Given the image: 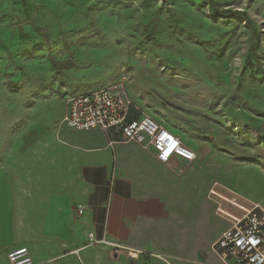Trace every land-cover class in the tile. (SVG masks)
<instances>
[{
    "label": "rangeland",
    "instance_id": "1",
    "mask_svg": "<svg viewBox=\"0 0 264 264\" xmlns=\"http://www.w3.org/2000/svg\"><path fill=\"white\" fill-rule=\"evenodd\" d=\"M32 25L50 40H21ZM0 43V172L37 125L62 122L67 94L121 85L138 116L198 150L139 175L168 201L179 261L212 254L228 226L219 206L264 202V0H0Z\"/></svg>",
    "mask_w": 264,
    "mask_h": 264
},
{
    "label": "crops",
    "instance_id": "2",
    "mask_svg": "<svg viewBox=\"0 0 264 264\" xmlns=\"http://www.w3.org/2000/svg\"><path fill=\"white\" fill-rule=\"evenodd\" d=\"M34 129L0 172V264H11L9 253L21 247L33 264H223L213 248L186 261L170 252L168 201L155 191L156 176H139L152 173L153 149L112 146L117 132L76 130L63 120ZM90 234L112 244L92 243Z\"/></svg>",
    "mask_w": 264,
    "mask_h": 264
},
{
    "label": "built area",
    "instance_id": "3",
    "mask_svg": "<svg viewBox=\"0 0 264 264\" xmlns=\"http://www.w3.org/2000/svg\"><path fill=\"white\" fill-rule=\"evenodd\" d=\"M65 106L63 122L67 126L76 130H113L119 137L111 138L112 146L139 144L147 150L153 149L157 160L164 164L179 160L192 162L198 158L195 149L156 118L138 116L129 94L121 85L69 93L65 97ZM233 206L238 212L228 210L229 224L213 243L214 252L223 264H264V202H254L250 207ZM90 241L112 244L106 239H95L93 234H90ZM8 257L11 264H33L27 247L12 250Z\"/></svg>",
    "mask_w": 264,
    "mask_h": 264
},
{
    "label": "trees",
    "instance_id": "4",
    "mask_svg": "<svg viewBox=\"0 0 264 264\" xmlns=\"http://www.w3.org/2000/svg\"><path fill=\"white\" fill-rule=\"evenodd\" d=\"M216 11H217V13H219L220 15L223 16V14L220 10H216ZM239 13L241 15H244V17H245V14L243 12H239ZM245 23L247 25L248 21L245 20ZM144 30L148 34L146 44L155 41L154 31H153V29H151L149 24L144 26ZM18 33H19L18 35H19L21 40H31V39H35V38H44L47 41L50 40V36H49L48 32L45 29H43L41 27H37L35 25H32L30 30H25L23 26H19ZM253 46H254V43L251 44L252 50H253ZM0 49L7 51L8 47L5 44L0 43ZM255 55L257 56L256 53H255ZM52 63H53V66L55 67V69L58 71H61L63 69H69V68L73 67V65H74L73 56H70L68 59L62 60V61H54L53 60ZM255 65L257 66V69H259V70L261 69V65L259 64L257 57L255 60Z\"/></svg>",
    "mask_w": 264,
    "mask_h": 264
},
{
    "label": "bare ground",
    "instance_id": "5",
    "mask_svg": "<svg viewBox=\"0 0 264 264\" xmlns=\"http://www.w3.org/2000/svg\"><path fill=\"white\" fill-rule=\"evenodd\" d=\"M243 182H244V181H243ZM233 202H235V203H236V200H235V199H233ZM235 206L244 207L242 204H239V203H237Z\"/></svg>",
    "mask_w": 264,
    "mask_h": 264
}]
</instances>
